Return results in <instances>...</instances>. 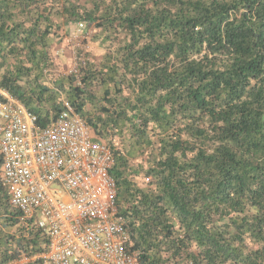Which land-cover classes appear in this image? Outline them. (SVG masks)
<instances>
[{
    "label": "trees",
    "instance_id": "1",
    "mask_svg": "<svg viewBox=\"0 0 264 264\" xmlns=\"http://www.w3.org/2000/svg\"><path fill=\"white\" fill-rule=\"evenodd\" d=\"M74 23L103 54L48 74ZM0 87L40 127L65 96L110 145L139 264H264V0H0ZM1 165L0 264H41Z\"/></svg>",
    "mask_w": 264,
    "mask_h": 264
},
{
    "label": "built area",
    "instance_id": "2",
    "mask_svg": "<svg viewBox=\"0 0 264 264\" xmlns=\"http://www.w3.org/2000/svg\"><path fill=\"white\" fill-rule=\"evenodd\" d=\"M81 54L69 72H60L55 63L46 72L79 74L90 58ZM0 95L1 173L10 203L48 240L39 257L21 262L139 264L118 216L110 145L93 140L90 125L65 96L59 116L40 127L23 103L1 87Z\"/></svg>",
    "mask_w": 264,
    "mask_h": 264
},
{
    "label": "rangeland",
    "instance_id": "3",
    "mask_svg": "<svg viewBox=\"0 0 264 264\" xmlns=\"http://www.w3.org/2000/svg\"><path fill=\"white\" fill-rule=\"evenodd\" d=\"M66 29L68 33L63 34V38L58 39L52 48L57 70L69 72L76 62L80 61L82 52H87L90 59L101 57L104 50L96 42L90 40L92 31H83L84 27L80 29L77 23L69 25Z\"/></svg>",
    "mask_w": 264,
    "mask_h": 264
},
{
    "label": "crops",
    "instance_id": "4",
    "mask_svg": "<svg viewBox=\"0 0 264 264\" xmlns=\"http://www.w3.org/2000/svg\"><path fill=\"white\" fill-rule=\"evenodd\" d=\"M51 84V83H50ZM27 262V261H26ZM12 264H14V263H12Z\"/></svg>",
    "mask_w": 264,
    "mask_h": 264
},
{
    "label": "clouds",
    "instance_id": "5",
    "mask_svg": "<svg viewBox=\"0 0 264 264\" xmlns=\"http://www.w3.org/2000/svg\"><path fill=\"white\" fill-rule=\"evenodd\" d=\"M49 82V81H48Z\"/></svg>",
    "mask_w": 264,
    "mask_h": 264
}]
</instances>
